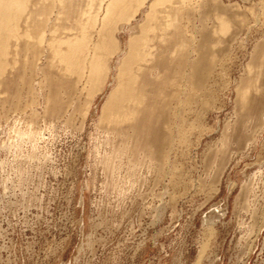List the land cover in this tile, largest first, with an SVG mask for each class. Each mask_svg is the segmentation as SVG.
Wrapping results in <instances>:
<instances>
[{
  "label": "bare ground",
  "instance_id": "6f19581e",
  "mask_svg": "<svg viewBox=\"0 0 264 264\" xmlns=\"http://www.w3.org/2000/svg\"><path fill=\"white\" fill-rule=\"evenodd\" d=\"M249 13L257 19L252 5L240 10L231 0H0V215L41 201L35 190L53 160L48 143L56 128L75 114L83 126L98 97L86 158L102 170L103 189L122 200L159 174L176 121L180 128L176 116L193 102L210 105L209 78L229 41L224 36L233 30L234 40ZM234 115L213 162L235 141L253 144L248 133L264 122V38L237 83ZM254 176L235 200L250 213L247 235L264 222ZM150 210L155 222L164 206Z\"/></svg>",
  "mask_w": 264,
  "mask_h": 264
},
{
  "label": "rangeland",
  "instance_id": "374dc122",
  "mask_svg": "<svg viewBox=\"0 0 264 264\" xmlns=\"http://www.w3.org/2000/svg\"><path fill=\"white\" fill-rule=\"evenodd\" d=\"M231 2L240 10L252 5L257 19L249 13L234 40L233 30L224 36L229 41L208 83L213 99L205 108L193 102L176 116L180 128L176 121L173 148L160 173L148 175L122 200L106 192L102 170L86 158L103 99L98 97L97 110L83 126L78 114L65 115L71 126L56 128L48 143L53 160L35 190L41 201L0 215V264H264V222L247 235L250 213L235 204L244 182L256 173V199L264 211V122L249 131L253 144L235 141L222 162L211 159L224 126L235 121L236 86L252 47L264 38L262 2ZM154 205L164 206L155 222Z\"/></svg>",
  "mask_w": 264,
  "mask_h": 264
}]
</instances>
